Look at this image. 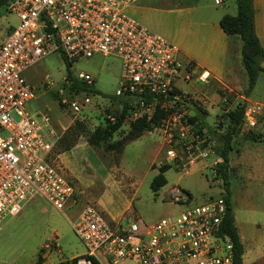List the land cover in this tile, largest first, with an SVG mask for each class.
<instances>
[{
    "label": "built area",
    "instance_id": "1",
    "mask_svg": "<svg viewBox=\"0 0 264 264\" xmlns=\"http://www.w3.org/2000/svg\"><path fill=\"white\" fill-rule=\"evenodd\" d=\"M135 1L8 0L7 11L18 23L0 42V232L28 203L62 212L78 202L73 183L55 163L61 132L47 113L28 114L24 108L34 90L22 72L51 53L59 52L69 63L97 54L117 57L121 73L115 96L128 101L125 121L150 119L161 110L165 116L153 130L163 131L168 158L174 159L179 148L189 156L193 150L204 158L215 154L217 140L209 126L191 120L198 108L206 110L207 96L177 86L178 79L207 83L210 74L194 72L191 62L180 60L175 44L128 15L126 8ZM77 79L88 90L60 99L74 114L90 102L88 93L95 94L92 76L79 73ZM228 96L223 91L220 102L228 103ZM241 130L264 140V105L245 103ZM217 162L211 163L216 174ZM172 196L182 210L153 222L107 218L96 204L80 208L71 221L85 248L76 264H92L91 258L100 264H230L232 243L221 230L225 194L201 204H191V196L178 190Z\"/></svg>",
    "mask_w": 264,
    "mask_h": 264
},
{
    "label": "rangeland",
    "instance_id": "2",
    "mask_svg": "<svg viewBox=\"0 0 264 264\" xmlns=\"http://www.w3.org/2000/svg\"><path fill=\"white\" fill-rule=\"evenodd\" d=\"M148 1L162 3L166 7L179 2H194ZM229 1L225 9L235 14V2ZM17 23L18 18L0 5V42L9 28ZM232 61L242 96L237 100L235 95L228 96L229 102L221 103L223 90L213 87L210 79L207 83H201L193 78L189 84L180 86L182 90L191 91L206 86L204 105L208 113L205 122L210 131L222 132L225 129V108H233L243 102L264 105V70L259 71L255 85L249 89L240 51ZM67 68L75 77L79 73L92 76L91 87L97 91L95 94L88 93L90 102L77 114L68 105L60 103V99L71 95L69 84L65 81ZM120 73V60L115 56L97 54L67 66L59 52L46 55L23 70V78L34 90V97L24 105L25 112L47 113L61 136L75 120L83 123L69 150L61 151L59 145L55 148V163L62 167L65 176L73 183L78 202L68 204L62 212L44 203L26 204L17 216L8 219L0 232V264H37L41 249L42 264H57L84 253V245L72 229L71 221L76 219L80 208L86 204H96L107 218L153 222L182 210L183 207L172 196L176 190L188 193L191 204H201L209 197L226 193L221 177L211 166L212 160L218 159L215 154L204 158L193 150L192 156H189L179 148L176 149V157L170 159L166 156L168 144L160 129L144 131L138 138L126 143L120 153L106 151L102 145L94 146L87 142L96 126L104 125L108 117H114L121 109L115 96ZM129 124L130 120L124 121L111 140L125 136ZM232 145L229 157L233 165L230 169L228 167V194L244 242L245 264H264V140L253 141L247 138L246 131L241 130L234 136ZM239 157L247 160L245 165H249L241 166L240 171L236 164ZM254 159L256 162L252 161ZM164 163L169 164V168L163 172L166 183L158 186L153 183V177Z\"/></svg>",
    "mask_w": 264,
    "mask_h": 264
},
{
    "label": "trees",
    "instance_id": "3",
    "mask_svg": "<svg viewBox=\"0 0 264 264\" xmlns=\"http://www.w3.org/2000/svg\"><path fill=\"white\" fill-rule=\"evenodd\" d=\"M236 5V13L224 14L220 20L219 25L223 32L227 35H236L241 41V61L247 74L249 89L253 88L257 81L259 71L264 70V48L261 46L259 39L254 31V8L253 0H234ZM8 0H0V5L7 6ZM7 9V8H6ZM9 28L7 34L10 32ZM64 59V57H62ZM67 66L71 63L67 62ZM65 81L68 82L69 92L78 93L87 91L88 84L84 81L77 79L67 68V75ZM97 93V91H95ZM121 105L120 111L112 117L106 119L104 125L96 126L87 138V142L90 145L99 146L102 145L106 151H113L120 153L126 143L138 138L144 131H152L154 126L159 125L160 119L165 116V113L161 110H155L150 119L145 116L138 117L129 124L128 133L120 139L111 140L114 133L124 123L126 117L129 115L128 101L123 99H117ZM245 103L236 104L231 110L225 113L224 119L226 120L225 129L222 132L211 130L210 133L217 140L215 147V154L218 157L216 171L221 177L222 183L226 188L225 198L227 201L228 209L222 224L221 230L223 234H226L232 243L231 249V261L230 264H242L243 244L240 240L237 227L235 225L232 207L228 194V162L229 152L232 149V140L235 135L240 132V125L243 118V110ZM207 111L198 108L195 114L191 117V120L201 119L205 123L204 119L207 115ZM83 127L81 121L75 120L67 131L61 136L58 145L61 147V151L69 150L75 143L80 129ZM247 138L258 141L254 135L247 134ZM169 168V164H161L159 166V172L153 177V183L158 186H162L166 183V179L163 172ZM42 249L38 253L37 264H42L43 257L41 255ZM77 256L70 260H61L57 264H76ZM92 264H100L96 259L91 258Z\"/></svg>",
    "mask_w": 264,
    "mask_h": 264
},
{
    "label": "crops",
    "instance_id": "4",
    "mask_svg": "<svg viewBox=\"0 0 264 264\" xmlns=\"http://www.w3.org/2000/svg\"><path fill=\"white\" fill-rule=\"evenodd\" d=\"M228 2L230 1L221 0L220 3H215L213 0H194L192 4H190L191 2H179L177 5L166 7L162 3L136 0L126 8V12L141 25L163 35L177 45L181 61L191 62L194 72L208 71L210 74L209 83L215 88L226 91L229 96L234 97L235 95V100H237L242 96L239 93L240 85L235 67L232 65L235 64L232 58L239 53L241 41L236 35L225 34L219 25V20L224 14L233 15V12L225 9L229 6ZM253 8L254 31L264 48V0H253ZM184 83L182 79L177 80V86L180 89L181 84ZM205 87L195 91L190 89L183 91L202 97L207 89ZM255 160L252 161L256 162ZM245 161L247 160H243L242 157L237 160L239 171L241 166H249L245 165ZM232 163V158L229 157V169L233 165ZM229 199L233 213L232 201L230 197ZM8 219L4 223L3 230ZM237 231L239 234L238 227ZM240 240L243 244L242 264H245L246 254L242 236Z\"/></svg>",
    "mask_w": 264,
    "mask_h": 264
}]
</instances>
